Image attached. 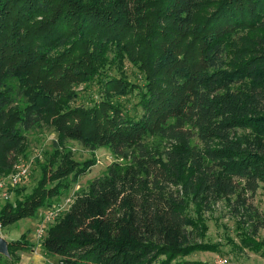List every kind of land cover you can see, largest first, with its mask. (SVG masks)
Segmentation results:
<instances>
[{
  "label": "trees",
  "instance_id": "1",
  "mask_svg": "<svg viewBox=\"0 0 264 264\" xmlns=\"http://www.w3.org/2000/svg\"><path fill=\"white\" fill-rule=\"evenodd\" d=\"M110 53L143 83L104 74ZM96 81L101 99L71 107L74 88ZM43 126L57 134L48 161L32 191L9 190L2 227L50 207L64 178L95 164L75 161L67 143L78 141L126 162L76 195L47 253L59 264H208L180 259L213 250L197 241L191 205L200 216L235 196L234 215L252 218L264 183V0H0V178ZM258 223L246 247L260 245ZM25 244L9 241L10 255Z\"/></svg>",
  "mask_w": 264,
  "mask_h": 264
},
{
  "label": "rangeland",
  "instance_id": "2",
  "mask_svg": "<svg viewBox=\"0 0 264 264\" xmlns=\"http://www.w3.org/2000/svg\"><path fill=\"white\" fill-rule=\"evenodd\" d=\"M102 72L114 76L124 75L130 81L143 83V74L128 58L120 59L116 53L108 55V63L105 64ZM99 86L96 81L90 87L84 83L75 87L74 90L79 94V97L70 103L71 107L89 106L92 101L100 100ZM130 98L131 104L127 106L130 114L141 116L142 110L134 107L138 103V97L131 96ZM124 100L125 98H123ZM25 135L26 144L17 164L24 163L29 166V177L21 186L30 192L41 176V166L46 165L48 161L57 134L53 128L43 126L26 132ZM67 146L73 152L75 161L83 164L90 160L95 161V164L76 181L73 180V175L64 178L62 182L68 185V189L60 196H55L51 200L50 207L41 208L35 216L23 219L8 227L4 228L0 225V236H3L7 241L22 240L23 243H26L24 246H27L25 249L17 250L12 256L2 255L0 264H59V258L50 255L43 248L44 238L38 237V229L44 226L46 231L44 237H46L49 228L66 214L78 193L86 191L94 179L104 176L108 167L114 162H126L124 159H117L107 147L93 150L78 141H68ZM11 174L12 172L0 179L8 178ZM10 195L9 199L0 196V209L7 201L13 202L16 199L15 194L11 191ZM235 199V196L224 198L216 203L211 211L200 212V216L196 206L191 205L189 213L204 232L202 237L198 232L200 236L196 235L197 241L212 247L213 250L197 251L180 259L202 261L208 264H264V183L260 184V188L252 200L255 209L252 218L249 215L242 218L234 215L232 203ZM56 206L62 208L60 215L51 221H45L47 211ZM256 223L258 226H262L258 228L254 238L260 245L257 249H252L246 247L243 238H246L245 233L255 230L254 224ZM29 245L31 247H28Z\"/></svg>",
  "mask_w": 264,
  "mask_h": 264
},
{
  "label": "built area",
  "instance_id": "3",
  "mask_svg": "<svg viewBox=\"0 0 264 264\" xmlns=\"http://www.w3.org/2000/svg\"><path fill=\"white\" fill-rule=\"evenodd\" d=\"M30 174L29 166L24 163H19L15 165L12 174L8 178L0 179V196L4 199L10 198V189L16 188L20 184H22ZM62 208L56 206L55 208H50L47 211V215L45 217V221H51L58 217L61 213ZM39 238H45L46 231L44 226H41L37 231ZM44 240V239H43Z\"/></svg>",
  "mask_w": 264,
  "mask_h": 264
},
{
  "label": "water",
  "instance_id": "4",
  "mask_svg": "<svg viewBox=\"0 0 264 264\" xmlns=\"http://www.w3.org/2000/svg\"><path fill=\"white\" fill-rule=\"evenodd\" d=\"M0 255L9 257V241H7L3 236H0Z\"/></svg>",
  "mask_w": 264,
  "mask_h": 264
}]
</instances>
